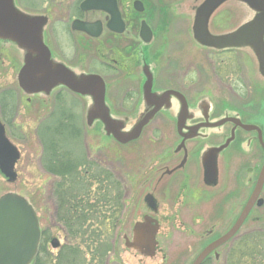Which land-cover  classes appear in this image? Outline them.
<instances>
[{
  "label": "flooded vegetation",
  "instance_id": "flooded-vegetation-1",
  "mask_svg": "<svg viewBox=\"0 0 264 264\" xmlns=\"http://www.w3.org/2000/svg\"><path fill=\"white\" fill-rule=\"evenodd\" d=\"M82 1L53 0L46 13H26L42 16L45 20L40 35L49 50L50 68L69 70L77 80L91 74L98 75L105 85V100H109V90L116 94L118 89L126 86V91L121 98L119 100L117 98L116 105L113 101L110 109L106 103L109 115L123 123V132L132 128L156 106L159 108L149 121L158 115L161 117L160 120H158L159 118L154 120L152 128L149 130L150 134L163 126L158 121H172L173 129L165 133H174L177 137L175 154L176 157L178 156V161L175 163V167L179 169L176 175L181 183L177 192L178 207L167 215L166 228H178L182 233L195 235V239L199 243L204 241L189 264L212 244L214 246L199 264H264V212L259 209L260 214L252 215L253 211L257 210L255 208L264 205V197L261 195L264 184L235 231L229 237L224 238L240 218L245 205L252 196L260 173L259 171L245 203L240 210L233 211L232 195L227 193L230 188L231 166L246 162L242 158L248 157L251 143L264 151V136L261 126L246 119L253 113L245 109L243 116L242 114H232L231 110L227 111L226 108L229 106L227 100L229 99L226 90L238 97L233 87L238 85L241 89H246L245 97L240 96L239 99H242V107H247L256 103L253 99L255 95L250 86V80L253 83V79H255L253 84L259 91L258 83L261 79L255 75L256 73H252L253 77L251 78L249 72L244 73L238 79L234 76L230 65L224 67L223 76L220 67L216 69L215 66H212L210 72H200V68L204 69V66L198 63L193 64L195 61L192 53H197L195 55L197 61L199 55L198 50H193L192 43L196 42L201 45L194 38V24L199 8L205 0H192L193 5L190 8L193 12L191 37L194 40L187 43L186 50H183L184 42L181 34L180 36L172 35V33L167 35L168 23L175 20L174 17L169 19L167 11L168 8L176 10L177 4L187 0H177L176 3L163 0H139L141 11L134 8L136 0H114L123 23L121 32L117 31L120 26L119 19H114L109 12L100 9L82 10L80 8ZM256 4L260 8L255 13L264 11V0H256ZM58 6H63L64 12H60ZM137 13H143V16L138 17ZM174 13L176 12L174 11ZM212 13L207 21L208 29L212 22ZM75 20L93 23L96 24V27L90 28V33L79 30L73 28ZM142 22L147 28H144L141 33ZM202 46L216 52H230V49L218 50ZM251 50L258 61V73H263L264 59L260 58L256 48H251ZM171 51H174L175 54ZM36 55L37 52L24 47L14 38L0 35V122L5 128L6 135L9 130L8 115L15 121L23 111L24 103L28 107L33 104L32 98L28 96L44 95L48 97L50 108L46 117L54 118L55 113L58 118H62L64 121H68L71 117L69 107L67 109L65 104L59 100L62 90L70 92L65 85L59 83L48 92L29 94L19 84V73L25 64L26 57ZM185 57L188 59L190 57V61H193L191 65L184 66L183 59ZM211 73L213 74L212 78ZM40 75L42 72L36 77ZM205 78L215 79V83L226 88L218 93L220 100H217V103L224 107L218 106L214 100H210L207 96H193L194 102L190 101L187 91L190 90L192 93L195 90L198 91L197 87L202 81L209 85ZM214 88L209 86L206 90L211 94ZM82 97L88 98L87 96ZM90 101L92 103L93 99ZM61 106H64L63 112ZM118 109L128 112L118 111ZM96 121L100 122L99 119ZM130 121L133 124L127 126V122ZM217 123L219 125L211 126ZM80 133L87 134L86 131ZM57 149L59 148L57 147ZM54 151L52 150V152ZM59 157L53 155L52 159L62 160L63 156ZM245 166H243L245 171L250 172L251 167ZM190 170H194L193 173L196 175L192 179H190ZM66 180L70 181L68 178ZM200 187L201 189L208 187L209 190L213 188V190L210 195L203 194L198 192ZM228 195L229 197H227ZM147 196L145 200L148 207L156 210L152 197L150 196L148 201ZM60 198L59 203L57 200L49 203V207H53V209L47 210L48 220L41 216L38 203L34 208L40 229L39 244L34 257L35 264L44 262L40 251L46 255L47 261L52 259L54 263H57L60 258L66 264L70 260L71 251L68 249V251L66 250L67 254L61 253L63 244L60 243V238L57 235H62L65 241L69 239V244H72V242L70 243L71 237L76 238L79 235L82 237L83 233H80L86 229L85 213L76 207L71 209L70 207L73 205H69L68 208L67 204H63V198L61 196ZM112 213V221L117 230L121 224L118 207ZM144 216L154 219L160 229L159 221L148 214H143L141 219L135 221L134 224L143 221ZM233 216L234 218H232ZM125 236H123V240ZM50 247L56 251L51 250ZM104 264H112L110 256L106 258Z\"/></svg>",
  "mask_w": 264,
  "mask_h": 264
},
{
  "label": "rangeland",
  "instance_id": "rangeland-1",
  "mask_svg": "<svg viewBox=\"0 0 264 264\" xmlns=\"http://www.w3.org/2000/svg\"><path fill=\"white\" fill-rule=\"evenodd\" d=\"M51 1L53 0H12V3L21 12L42 14L49 11ZM163 1L176 3L177 0ZM192 5V0H187L177 4L175 6L176 10H174L175 8H168L167 11L169 19L170 17L175 18V20H171L168 23L167 35L172 33V35L178 34L180 36L181 34L184 42L183 50L187 49V43L194 40L191 37L193 12L190 8ZM58 8L60 12H64L63 6H58ZM255 12L256 9L244 1L224 0L212 13V22L209 29L216 36L232 32L240 24L251 20ZM136 16L141 17L143 13H137ZM192 45H194L192 47L193 50H198L199 59L198 61L195 60L197 53H192L195 62L190 61V57L189 59L185 57L183 59L184 66L191 65V62L194 65L198 63L204 66V69L200 68V72H210L212 66H215L216 69L220 67V72L224 76V67H229L230 65L234 76L238 79L244 73L247 74L249 72V76L253 75L252 73H256L255 75L261 81L258 83V91L256 85L253 84L255 79H253V83L250 80V86L253 88L255 95L253 99H255L256 103H250L251 105L247 107H242V99H239L240 96L245 97L247 94L246 89H241L238 85L234 86V92L238 94L237 97L230 94L222 85L215 83V79L210 80V78H205L209 85L202 81L200 86L197 87L199 90H195L194 94L190 90L187 91L190 101L194 102L193 96H207L210 100H214L217 103V100H220L218 93L226 90L229 99L227 100L229 106L226 110H231L232 114H242L243 116L245 109L253 114L255 113L254 115H248L246 119L249 122L252 121L259 124L264 136V72L258 73V61L251 50L252 47L241 46L230 50V52H216L198 45L196 42H193ZM180 51L178 53H181ZM171 53L175 54L174 51H171ZM212 76L213 74L211 78ZM209 86L215 87L211 94L206 90ZM125 88L126 86H122L121 89L117 90L116 94L109 90V100L105 101H107L106 103L110 109L113 101L116 105L117 98L118 100L121 98L126 91ZM28 97L32 98L33 104L28 107L24 103V109L15 121L11 119L10 115L7 118L9 129L7 130V136L16 146L20 156L15 165L17 174L15 181L8 182L0 173V196L11 192L26 198L34 208L38 203L41 216L48 220L47 210L49 208L53 209V207H49V203L53 202V200H57L59 203L61 201L60 196L62 198L64 196L71 197L70 188L73 182L70 180L71 183L65 177L52 172L47 165L51 160L55 168V164L62 165L66 158L64 155L68 154L70 158H75L78 164L82 163L85 165H82L84 167L82 170L85 171L86 167L89 169L87 175L83 178L89 184V188L87 190H76L73 194L76 197L80 196L82 200L96 202L98 211L92 216L90 211L84 209L88 220L87 232L83 236L86 239L85 242L82 243V237L77 236L76 238L71 237L70 243L72 242V244H69V239L65 241L62 235H57L60 238V243L63 244L61 253L65 252L67 254L68 249L71 251L70 256L68 254L70 260L66 264H104V261L109 256L112 264H189L204 241L199 243L195 239V235L182 233L178 228H166L167 215L178 207L177 192L181 183L176 175L179 169L175 167V163L178 161V156L176 157L175 154L177 137L174 133H165L173 129L172 121H158L163 126L150 134L149 130L152 128L154 120L158 118L160 120L161 115L160 117L158 115L143 127L137 139L127 143H120L106 134L104 126L99 121L95 120L88 124L87 112L92 106L89 98L62 90L59 100L65 104L67 109L69 107L71 117L67 121L68 127L62 126L63 128L60 130L57 126H54L57 122H64V119L58 118L56 116L57 113H55L54 118L46 117L50 108L48 97L44 95ZM217 105L224 107L220 103H217ZM115 108L117 109V106ZM61 109L63 112L64 106H61ZM118 111L128 112L123 109H118ZM71 124L74 125L72 129L70 128ZM131 124L133 122H127V126ZM45 126H47L46 130ZM79 131H86L87 134L84 135ZM52 141H55L53 142L55 145H53ZM249 148L248 157L242 158L246 162L231 166L230 188L227 193L232 195L231 205L233 211L240 210L245 203V199L251 193L254 186L253 182L256 180L264 161L263 149L253 143L249 145ZM52 150L55 151L52 152ZM49 152L60 156L59 158L63 156L62 160L55 162L58 158L55 160L51 156L48 158ZM243 166L251 167V171L246 172ZM193 172L194 170H190V179L196 176ZM190 186L192 187L193 185ZM212 190L213 188L209 190L208 187H202V189L200 187L198 192L210 195ZM147 195L152 197L156 208V210L154 209L155 211L148 207L145 200ZM261 195L264 197V185ZM101 196L105 198L104 203L99 202L98 197ZM116 206L121 219V224L117 230L115 223L112 221L113 218H109L111 212L116 210ZM255 209L257 210H254L252 215L260 214L259 209L264 212V205ZM143 214L155 217L160 223V229L157 233L158 246L153 257L141 256L133 249L126 248L123 244V236L130 237L132 225L135 221L140 220ZM95 236H97L96 239ZM113 241L115 242L113 243ZM89 243H92L93 246L97 245V248L92 251L93 255L95 250L102 254L98 261L92 260L90 249L87 248ZM50 248L56 251L54 248ZM40 255L42 256V261H44L42 264H65L64 260L60 258L57 263H54L52 259L47 261L46 255H43L41 251ZM31 264L35 263L32 262Z\"/></svg>",
  "mask_w": 264,
  "mask_h": 264
},
{
  "label": "water",
  "instance_id": "water-1",
  "mask_svg": "<svg viewBox=\"0 0 264 264\" xmlns=\"http://www.w3.org/2000/svg\"><path fill=\"white\" fill-rule=\"evenodd\" d=\"M113 1V2H112ZM222 0H206L199 8L194 24L195 38L203 45L216 48H227L251 45L258 50L260 58H264V11L257 13L252 20L237 27L233 32L225 35H211L207 30V20L211 11ZM256 9L260 8L256 0H247ZM141 3L134 2V8L141 11ZM82 10L100 9L107 11L114 19H119L118 32L123 30L122 21L114 0H84L80 4ZM44 20L39 16H25L16 11L12 0H0V35L14 38L24 47L37 52L36 56H27L24 66L19 73V84L28 93L48 91L51 87L61 83L72 91L83 95H90L93 108L88 113V122L99 118L105 130L118 141L125 143L136 138L141 128L148 122L157 106L146 114L134 129L127 134H121L122 124L109 116L105 105V86L102 79L95 74L77 80L74 75L64 68L51 69L49 64V50L41 40V25ZM144 25V24H143ZM96 24L80 20L73 21V28L90 33V28ZM143 27V26H142ZM144 27L141 30L143 32ZM92 32V31H91ZM42 75L37 76L41 73ZM19 158V152L5 135L0 122V172L8 182L16 179L14 166ZM264 180V164L260 171L252 196L245 205L237 223L224 238L229 237L243 220L251 207L254 197L258 194ZM147 200L150 198L147 196ZM159 226L148 216L133 226L131 238L124 237V246L135 249L138 253L152 257L157 245L156 234ZM39 227L35 212L31 204L15 193H5L0 196V264H30L38 246ZM214 244L204 249L191 263L199 264Z\"/></svg>",
  "mask_w": 264,
  "mask_h": 264
},
{
  "label": "trees",
  "instance_id": "trees-1",
  "mask_svg": "<svg viewBox=\"0 0 264 264\" xmlns=\"http://www.w3.org/2000/svg\"><path fill=\"white\" fill-rule=\"evenodd\" d=\"M66 124V125H65ZM57 126V128L58 129H60L61 130V128H63L62 126H64V127H68V123H67V120L66 121H60L59 123L57 122L56 124H55V126L54 127H56ZM46 128H47V126H45V130H46ZM70 128L72 129V128H74V125H70ZM80 130V129H79ZM74 132V131H73ZM53 133H55V132H53ZM57 133V132H56ZM53 142H55V141H52V143ZM53 145H55L54 143H53ZM48 146H51V145H48ZM47 146V147H48ZM50 156L52 157L53 156V154H52V152H51V154H50V152H49V155H48V158H50ZM64 157H66L65 158V161H63V163H62V165H59V164H55V166H56V168L55 167H53V165H52V163H51V161L49 162V164L47 165L48 166V168L52 171V172H54V173H56V174H59L60 176H62V177H66V178H68L69 180H71L70 182L72 183V185H71V188H70V191H71V193H72V196L71 197H65L64 196V198H63V204L65 203V204H67V207L69 208V205H73L72 207H70L71 209L72 208H74V207H76L78 210H80V211H83V212H85L84 211V209L85 210H87V211H90L91 213H92V216H94L93 214L94 213H96L97 211H98V204L96 203V202H90L89 200H82V198L80 197V196H75L73 193L77 190V191H79V190H81V189H83V190H87L88 188H89V184H87L84 180H83V178H85V175H87V173H88V170L89 169H87V167L85 168V171L84 170H82V169H84V164H82V163H79L78 164V161H76V159L74 158V159H72V158H70L69 157V155L68 154H65L64 155ZM58 160H55V162H57ZM62 162V161H61ZM66 162V163H65ZM83 165V166H82ZM82 167V168H81ZM91 175V174H90ZM92 177H93V175H91ZM77 179V180H76ZM79 179H81L82 181H83V183H82V181L81 180H79ZM78 181L77 183H75L76 181ZM69 186V185H68ZM105 196V195H104ZM104 196H101V197H98V199H99V202H102V203H104L105 202V198H104ZM79 197V198H78ZM65 199V200H64ZM87 214H89L88 212H87ZM109 217V216H108ZM112 217H113V213L111 212V216L109 217V218H111L112 219ZM88 221V220H87ZM80 226V225H79ZM81 227V226H80ZM80 232V231H79ZM87 232V226H86V229L83 231V232H81L80 234H82V239H81V241H82V243L83 242H85L86 241V239H84L83 238V236H84V234ZM95 233V232H94ZM89 234V233H88ZM80 236V235H79ZM96 237L97 236H95V239H96ZM96 243V242H95ZM87 248H89L90 249V252H91V254L93 253L92 251L95 249V248H97V245H94L93 246V244L92 243H89V244H87ZM95 252H96V250H95ZM94 252V255L92 254V260H97L98 261V259H100L101 257H102V254H99L98 252H96L95 253Z\"/></svg>",
  "mask_w": 264,
  "mask_h": 264
}]
</instances>
